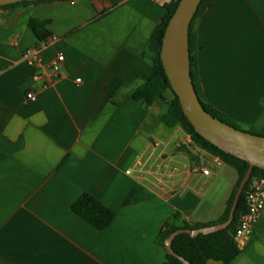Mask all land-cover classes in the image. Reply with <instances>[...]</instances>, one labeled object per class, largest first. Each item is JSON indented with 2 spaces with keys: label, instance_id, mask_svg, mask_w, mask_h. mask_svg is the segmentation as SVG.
I'll return each mask as SVG.
<instances>
[{
  "label": "crops",
  "instance_id": "crops-1",
  "mask_svg": "<svg viewBox=\"0 0 264 264\" xmlns=\"http://www.w3.org/2000/svg\"><path fill=\"white\" fill-rule=\"evenodd\" d=\"M164 14L152 0L0 7V264H161L158 238L173 213L189 225L223 214L236 171L129 88L112 103L121 84L151 73L143 53ZM30 21L45 23L44 41ZM194 33L205 103L240 126L264 127V0H216ZM42 42L34 78L22 55ZM57 53L56 78L48 64ZM136 185L154 198L123 206ZM83 193L114 211L107 229L72 211ZM230 264H264V210Z\"/></svg>",
  "mask_w": 264,
  "mask_h": 264
},
{
  "label": "trees",
  "instance_id": "trees-1",
  "mask_svg": "<svg viewBox=\"0 0 264 264\" xmlns=\"http://www.w3.org/2000/svg\"><path fill=\"white\" fill-rule=\"evenodd\" d=\"M45 1L50 0L21 2L5 7H21L28 4H36ZM179 2L180 0H175L164 6L165 14L162 17L159 25L153 31L144 49L143 55L152 61L151 73L139 74L136 78V82L133 85L121 84L112 95V103H117V100L121 96V89L129 88L132 98L137 101H142L146 108H150L154 105L160 107L166 106L164 113L161 115V121L168 127L179 126L190 137L192 143L197 148L217 158L223 164L233 168L237 173L238 179L226 203L223 214L216 221L206 224L199 223L195 225H189L186 222L180 221V214L178 212L172 214L170 220L162 228L158 238V245L162 249L163 253V260L161 264H182V262L177 257L168 255L165 251V240L172 233L183 229L197 230L200 228L224 223L228 219L237 189L249 168L245 161L221 151L202 138L195 131L188 119L184 116L178 98H173L172 93L169 92L170 84L162 66L160 52L166 26L175 12ZM215 2L216 0H201L198 9L190 23L189 51L191 77L195 91L204 109L214 118L232 127H235L236 129H240L238 124L234 123L226 116L205 103L196 71L194 26L198 18L204 12L211 10L214 7ZM29 25L30 28L36 33L38 39L40 41H44V39L47 37V34L43 31L45 23L30 21ZM247 132L264 137V127H252ZM190 156L192 157L191 154ZM254 177L264 178V171L258 168H253L251 176L238 200L234 218L229 227L208 235L199 234L196 237H191L188 234H180L173 240L171 244V248L174 253L185 259L190 264H211V262L230 264L241 252V249L236 246L233 235L239 217L245 212L246 192L251 180ZM153 198L154 195L148 192L144 187L141 185H136L128 194L123 206L134 205L139 202L151 200ZM72 211L77 216L100 231L107 229L115 218L114 211L105 207L98 200L87 193L81 194L80 197L72 204Z\"/></svg>",
  "mask_w": 264,
  "mask_h": 264
},
{
  "label": "water",
  "instance_id": "water-1",
  "mask_svg": "<svg viewBox=\"0 0 264 264\" xmlns=\"http://www.w3.org/2000/svg\"><path fill=\"white\" fill-rule=\"evenodd\" d=\"M35 1L38 0H0V7ZM200 2L201 0H180L166 26L160 57L170 84L169 92L173 98H178L184 116L202 138L221 151L245 161L249 168L237 189L228 219L224 223L197 230H178L165 240L166 253L177 257L182 264L190 263L174 253L171 248L173 240L180 234L196 237L199 234L208 235L229 227L253 168L264 171V137L236 129L214 118L204 109L195 91L190 67L189 27Z\"/></svg>",
  "mask_w": 264,
  "mask_h": 264
},
{
  "label": "built area",
  "instance_id": "built-area-1",
  "mask_svg": "<svg viewBox=\"0 0 264 264\" xmlns=\"http://www.w3.org/2000/svg\"><path fill=\"white\" fill-rule=\"evenodd\" d=\"M161 6H165L175 0H152ZM46 46L45 42L40 43L38 46L27 49L23 55V62L30 68L34 69L36 74L34 78L38 77L37 72L44 67L43 62V50ZM64 62V56L61 53H57L53 60L48 64V68L57 78L62 63ZM27 98L30 100L35 99V95L32 93L27 94ZM128 174L130 171L127 172ZM207 169H202L203 175H208ZM264 210V178L254 177L246 192V208L245 212L239 217L237 226L234 231V241L239 249L246 247L253 233L254 226L258 223Z\"/></svg>",
  "mask_w": 264,
  "mask_h": 264
},
{
  "label": "rangeland",
  "instance_id": "rangeland-1",
  "mask_svg": "<svg viewBox=\"0 0 264 264\" xmlns=\"http://www.w3.org/2000/svg\"><path fill=\"white\" fill-rule=\"evenodd\" d=\"M160 109H162V111H165L166 106L160 107ZM238 126H239L240 130H243L245 132H247L250 129V128H245V127L240 126V125H238Z\"/></svg>",
  "mask_w": 264,
  "mask_h": 264
}]
</instances>
